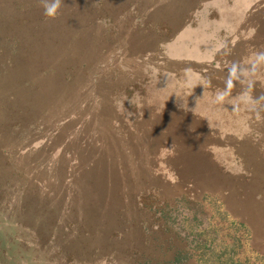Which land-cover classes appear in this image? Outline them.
Wrapping results in <instances>:
<instances>
[{
	"label": "rangeland",
	"instance_id": "obj_1",
	"mask_svg": "<svg viewBox=\"0 0 264 264\" xmlns=\"http://www.w3.org/2000/svg\"><path fill=\"white\" fill-rule=\"evenodd\" d=\"M0 264H264V0H0Z\"/></svg>",
	"mask_w": 264,
	"mask_h": 264
},
{
	"label": "trees",
	"instance_id": "obj_2",
	"mask_svg": "<svg viewBox=\"0 0 264 264\" xmlns=\"http://www.w3.org/2000/svg\"><path fill=\"white\" fill-rule=\"evenodd\" d=\"M178 260V258L175 259V261Z\"/></svg>",
	"mask_w": 264,
	"mask_h": 264
}]
</instances>
